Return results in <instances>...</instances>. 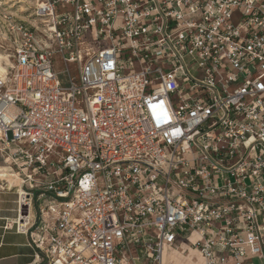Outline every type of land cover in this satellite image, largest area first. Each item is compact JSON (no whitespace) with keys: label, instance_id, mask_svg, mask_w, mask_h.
<instances>
[{"label":"built area","instance_id":"obj_1","mask_svg":"<svg viewBox=\"0 0 264 264\" xmlns=\"http://www.w3.org/2000/svg\"><path fill=\"white\" fill-rule=\"evenodd\" d=\"M15 4L0 153L32 264H264V0Z\"/></svg>","mask_w":264,"mask_h":264},{"label":"crops","instance_id":"obj_2","mask_svg":"<svg viewBox=\"0 0 264 264\" xmlns=\"http://www.w3.org/2000/svg\"><path fill=\"white\" fill-rule=\"evenodd\" d=\"M3 162L0 153V168ZM12 194H15L14 191L0 190V264H32L34 255L31 260L26 261L19 251L20 247H31L27 237L15 230L19 210Z\"/></svg>","mask_w":264,"mask_h":264},{"label":"rangeland","instance_id":"obj_3","mask_svg":"<svg viewBox=\"0 0 264 264\" xmlns=\"http://www.w3.org/2000/svg\"><path fill=\"white\" fill-rule=\"evenodd\" d=\"M0 2H1L0 3L1 6H3L4 8H6L10 5L13 6L12 10H0V24H2V26H3V24H5L7 26L8 21H9L8 19H13V18H18V19L21 18V19H23L29 23L33 22V17H32L33 16L32 15L33 10H16L18 4L13 5L14 0H0ZM2 26L0 25V54L9 55L11 53V49H12L10 37L7 34V30H5V28H2ZM1 63L3 65V61ZM5 165H8V164L3 162L2 166H5ZM17 182L20 185L19 178H18ZM2 191H5V190L2 189ZM9 191H14V190H9ZM12 197L17 204L18 203L17 193L12 194ZM17 207H18V204H17ZM26 240H27V238H26ZM19 251H20V253H22L23 260H26V261L31 260L33 255H34V252H35L34 249L29 248V247H20Z\"/></svg>","mask_w":264,"mask_h":264},{"label":"bare ground","instance_id":"obj_4","mask_svg":"<svg viewBox=\"0 0 264 264\" xmlns=\"http://www.w3.org/2000/svg\"><path fill=\"white\" fill-rule=\"evenodd\" d=\"M4 60H6L8 62L7 56L0 54V72L4 71V67L1 64V62ZM0 179H1V186L0 187L3 190H5V191L14 190V192L17 193V195L22 194L21 189H20V185L17 182L18 177L10 166L5 165V166H2L0 168ZM176 258H178V256ZM179 264H182V262H179Z\"/></svg>","mask_w":264,"mask_h":264}]
</instances>
